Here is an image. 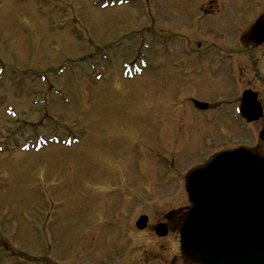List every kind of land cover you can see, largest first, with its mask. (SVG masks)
Instances as JSON below:
<instances>
[{"label": "rangeland", "instance_id": "374dc122", "mask_svg": "<svg viewBox=\"0 0 264 264\" xmlns=\"http://www.w3.org/2000/svg\"><path fill=\"white\" fill-rule=\"evenodd\" d=\"M205 1L0 0V264H181L177 233L137 234L139 216L151 225L175 209L178 230L184 174L226 136L264 154L251 137L264 123L227 129L218 112L196 129L152 124L150 114L173 119L171 103L189 96L232 113L224 75L180 78L169 63L188 46L233 47L234 28L199 14ZM245 2L227 5L240 33ZM137 55L148 60L143 76L122 78ZM128 239L140 247L123 253Z\"/></svg>", "mask_w": 264, "mask_h": 264}, {"label": "water", "instance_id": "95a60500", "mask_svg": "<svg viewBox=\"0 0 264 264\" xmlns=\"http://www.w3.org/2000/svg\"><path fill=\"white\" fill-rule=\"evenodd\" d=\"M242 40L254 46L264 42V17ZM185 181L192 211L188 213L182 229L184 253L202 264H242L247 260L260 264L256 253L260 247L264 253V159L242 149L217 154L203 166L191 170ZM220 200L224 203L229 200L228 208H234L231 211L237 213L231 227L222 225L217 219L215 212ZM191 224L195 230L184 235ZM145 225L146 219L142 218L137 228L143 229ZM248 230V236L254 242V254H247L238 247L226 249L218 244L236 242V234H244ZM204 246L207 251H204ZM261 263L264 264V255Z\"/></svg>", "mask_w": 264, "mask_h": 264}, {"label": "flooded vegetation", "instance_id": "af4514ba", "mask_svg": "<svg viewBox=\"0 0 264 264\" xmlns=\"http://www.w3.org/2000/svg\"><path fill=\"white\" fill-rule=\"evenodd\" d=\"M233 3L235 4L238 3V0H206L203 3V6L199 7L200 9L199 14H201L204 17V19L208 21H212L211 22V24H213L212 28L220 29V30H230L231 28H234L236 30V34H234L233 37H230L229 39L230 45L233 47H230L229 50L221 49L219 50L218 54L208 55V54L199 53L196 55L192 53V49H190V47L188 46L186 48L191 53L190 55H185L184 60L169 62L171 65V70L178 71L180 73L178 77L180 78L185 77V79H189L186 76H195L196 72L202 76L204 74H206L207 76V73L211 72L213 78L224 75L223 76L224 78L222 77L223 78L222 86L226 82L233 95L234 103L233 105H230V109L232 110L231 115H229L228 112L226 111H220L222 108L219 105L214 106L213 104L211 105V103L202 101L201 99L196 98L195 96H189L183 99L181 98L182 100L179 99L176 102L171 103L170 107H172L171 115L173 119L170 118L169 114H164L161 117H158V115H156L155 117L154 114H152L155 120L172 123L173 125H175L174 124V120H175L176 122L181 123V125H183L184 127H190V126L194 127L195 126L194 122L197 121L196 120L197 117L200 118L205 115L214 116L215 114H220L218 112H221L222 113L221 115L226 118V128L228 123L233 128H234V123L236 122L239 125H242L246 128H254V125L258 124L259 126H261L264 123V97H263L264 96V42L258 44L257 47H254L253 44L246 45L242 41V36L245 34V32L248 29H250L251 26H253L261 16H264V0H246L245 7L248 13H250L251 15L246 27L243 29L241 33L239 32L238 27H236V25L239 22V16L241 14L237 10V8L236 9L234 8L232 12L227 11L228 10L227 5ZM230 13L231 15L229 21L226 15H229ZM209 27H211L210 24ZM171 57L172 56L165 57V60H163V62L164 63L165 61L168 62V59H170ZM243 67L245 69H248V74L250 78L247 81H245L244 78L240 76V69H242ZM175 77L176 75L173 74L170 79H174ZM247 90L257 95V101L260 103L259 105L262 110V117L260 118V120L249 124H247L241 118H236L233 110V108L235 106H238L239 104L240 95ZM173 91L174 90L171 88V92ZM194 102L205 103L207 104V107L205 110H201L195 106ZM216 117H219V115H216ZM207 119L208 118H206V120ZM208 124H212V123H208ZM199 133H201L200 137L204 136L202 129L199 130ZM225 138L231 139L230 137L227 136ZM209 140H203V141H207L209 144ZM236 147L238 146L234 145L230 147H223L219 151L214 150L213 152L231 150ZM170 212L171 215H168ZM174 215L175 214L173 209H170L165 214H163L162 216L163 219H160L158 221L153 220L154 223L151 224V226L153 227L156 224H164L167 234L166 237L168 235L170 236L172 234H175L177 233V228H174V226L176 225V222L173 221ZM179 216H180L179 217L180 221L182 222L184 213ZM179 226H180V222L177 223V227ZM141 233L142 232H137V234H141ZM166 237H164V239ZM116 239L117 237L114 236V238L111 237V239H106V241H108L111 244V240L114 243ZM156 239L162 240V238L160 239L156 238ZM137 247L140 246H136L135 241H132L129 246H127L125 243L124 250L125 252L126 251L129 252L132 251L133 249H136ZM156 247L158 248V246ZM163 250L168 254L169 249L164 248ZM181 264H193V263L188 261L184 262V258L181 256Z\"/></svg>", "mask_w": 264, "mask_h": 264}]
</instances>
